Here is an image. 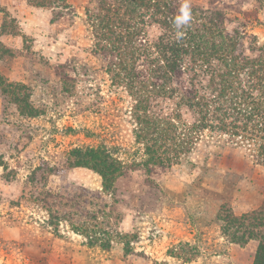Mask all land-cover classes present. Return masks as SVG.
Returning a JSON list of instances; mask_svg holds the SVG:
<instances>
[{
	"label": "rangeland",
	"instance_id": "374dc122",
	"mask_svg": "<svg viewBox=\"0 0 264 264\" xmlns=\"http://www.w3.org/2000/svg\"><path fill=\"white\" fill-rule=\"evenodd\" d=\"M189 1L221 8L248 54L264 47V0ZM97 5L0 0V264H253L260 241L234 242L218 212L224 204L264 215L254 144L207 130L177 163H149L134 98L96 48L88 11ZM7 83L23 85L19 95L38 114L23 113ZM87 147L123 164L115 190L69 164L73 149Z\"/></svg>",
	"mask_w": 264,
	"mask_h": 264
},
{
	"label": "trees",
	"instance_id": "16d2710c",
	"mask_svg": "<svg viewBox=\"0 0 264 264\" xmlns=\"http://www.w3.org/2000/svg\"><path fill=\"white\" fill-rule=\"evenodd\" d=\"M97 1V8L88 11L96 48L112 56L109 70L115 69L114 79L134 98L137 137L149 163H177L207 130L254 144L253 155L264 163V47L256 45L248 54L242 33L227 29L219 7L189 1L192 20L177 41L173 20L182 0ZM154 26L160 32L149 35ZM7 85H15V100L23 104V113L38 114L28 95H19L23 85ZM159 100L172 101V112H154L152 103ZM69 164L98 172L111 191L125 173L121 161L105 147L75 148ZM218 219L223 234L234 242L257 238L253 264H264L263 213L239 216L223 204Z\"/></svg>",
	"mask_w": 264,
	"mask_h": 264
},
{
	"label": "clouds",
	"instance_id": "9594fccd",
	"mask_svg": "<svg viewBox=\"0 0 264 264\" xmlns=\"http://www.w3.org/2000/svg\"><path fill=\"white\" fill-rule=\"evenodd\" d=\"M191 20L192 14L189 0H182L178 14L173 20V25L175 28V38L177 41L181 40L184 37V29L190 25Z\"/></svg>",
	"mask_w": 264,
	"mask_h": 264
}]
</instances>
